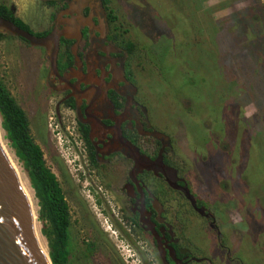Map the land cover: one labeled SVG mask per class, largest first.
I'll return each instance as SVG.
<instances>
[{
	"label": "rangeland",
	"instance_id": "rangeland-1",
	"mask_svg": "<svg viewBox=\"0 0 264 264\" xmlns=\"http://www.w3.org/2000/svg\"><path fill=\"white\" fill-rule=\"evenodd\" d=\"M259 1L264 4V0ZM0 2L13 7L15 15L33 32L50 27L52 9L43 5L44 0ZM253 2H108L119 16L122 29L128 32L126 38L137 45L129 68L135 77L137 96L149 109L156 126L171 136L175 153L185 161L189 187L215 214L226 236L221 249L202 222L191 220V234L204 253L211 254L207 257L213 264H264V30L259 28L264 20L262 8H253ZM247 9H251L250 17L258 26L255 34L237 17ZM77 10L73 5L64 12L76 13L64 30L68 26L79 28L84 21ZM232 18L241 24H235ZM69 29L67 33L73 35L74 30ZM47 67V56L41 47L13 35L0 41V78L31 120L37 116L38 123L33 121L30 134L59 181L69 206L70 264H146L135 247L143 243L130 241L128 226L109 184L105 185L92 172L85 178L79 175L78 165L82 172L87 171L84 159L81 161L71 145L67 149L62 146L67 145L68 138L61 131L54 132L58 125L51 104L50 129H43L44 99L49 96L43 82ZM54 98L57 96H51ZM61 116L70 129L68 137L79 145L71 112L63 110ZM211 132L226 139L229 148H216ZM0 138L20 180L26 183L24 187L31 195L36 214L37 199L2 129ZM55 139L61 145L54 144ZM56 158H61L60 169ZM211 208H218L217 212ZM41 228L37 219L40 245L48 252ZM144 260L156 264L150 254Z\"/></svg>",
	"mask_w": 264,
	"mask_h": 264
},
{
	"label": "flooded vegetation",
	"instance_id": "flooded-vegetation-1",
	"mask_svg": "<svg viewBox=\"0 0 264 264\" xmlns=\"http://www.w3.org/2000/svg\"><path fill=\"white\" fill-rule=\"evenodd\" d=\"M44 1L43 5L52 9V21L44 35L55 26L65 31L76 13L64 12L73 5L80 8L84 21L73 35L59 37L56 74L51 72L48 61L43 77L49 94L44 99L43 129H50L51 104L58 125L53 130L56 134L61 131L68 138L67 145L62 146L67 149L71 145L81 161L84 159L87 171L82 172L80 165L77 167L81 177L92 172L105 185L109 184L123 222L128 226L130 241L143 243L135 246L143 263L150 264L144 260L150 254L156 264H200L202 261L213 264L207 257L211 254L204 253L195 242L191 220L202 222L221 249L226 236L215 214L189 187L185 161L175 153L171 136L156 126L149 109L137 96L135 77L129 69L136 50L132 53L126 48L122 35L126 37L128 32L120 29L119 16L111 23L102 0ZM41 48L47 56V50ZM51 96L57 98L51 99ZM63 110L73 116V131L81 142L79 145L68 137L71 132L62 120ZM27 117L31 130L38 119L35 116L33 123ZM156 133L160 136H155ZM210 136L216 148H229L227 140L218 132H211ZM53 143L60 142L55 139ZM58 159L56 164L60 169L61 158ZM223 186L227 188L226 184ZM199 253L204 255L198 256Z\"/></svg>",
	"mask_w": 264,
	"mask_h": 264
},
{
	"label": "trees",
	"instance_id": "trees-1",
	"mask_svg": "<svg viewBox=\"0 0 264 264\" xmlns=\"http://www.w3.org/2000/svg\"><path fill=\"white\" fill-rule=\"evenodd\" d=\"M107 10V17L111 23H115L118 15L109 6V0H102ZM253 8L261 7L264 20V4L259 0H253ZM251 9L239 12L237 16L241 23L254 29V34L259 32L257 24L250 17ZM242 13L245 16H242ZM0 16L11 20L20 28L30 31L36 36H43L45 31L33 32L26 23L17 17L10 6L0 2ZM244 18V19H243ZM236 21V22H235ZM232 18V22L239 23ZM264 24V23H263ZM122 25V22H120ZM115 27L119 28L116 24ZM260 25V30H264ZM122 29V28H120ZM125 30V29H124ZM126 31V30H125ZM10 34L0 32V41ZM21 39V38H18ZM22 40V39H21ZM129 52L137 49L135 42L122 35ZM25 41V40H22ZM61 40V45L63 44ZM25 43H27L25 41ZM28 44V43H27ZM136 52V51H135ZM238 53V51H237ZM70 57V54H69ZM71 59V57H70ZM0 127L4 131V138L8 141L9 148L14 152L26 172L34 196L37 199L38 219L42 223L41 233L45 237L48 246V255L52 264H70L69 229L71 217L69 206L55 174L45 164V159L40 146L31 137L29 120L25 111L17 104L14 97L3 84L0 78Z\"/></svg>",
	"mask_w": 264,
	"mask_h": 264
},
{
	"label": "water",
	"instance_id": "water-1",
	"mask_svg": "<svg viewBox=\"0 0 264 264\" xmlns=\"http://www.w3.org/2000/svg\"><path fill=\"white\" fill-rule=\"evenodd\" d=\"M11 9L15 10L13 7ZM79 11L80 8L77 13ZM69 28L74 32L79 30L68 26L65 32L55 26L48 34L36 36L0 16V32L16 36L31 46L44 47L47 50V59L54 74H56L59 37L68 38ZM155 136H160V133H156ZM2 147L0 138V264H52L48 252L40 245L36 230L38 214H33L29 196Z\"/></svg>",
	"mask_w": 264,
	"mask_h": 264
},
{
	"label": "bare ground",
	"instance_id": "bare-ground-1",
	"mask_svg": "<svg viewBox=\"0 0 264 264\" xmlns=\"http://www.w3.org/2000/svg\"><path fill=\"white\" fill-rule=\"evenodd\" d=\"M0 135H1V129H0ZM2 143V142H1ZM2 145H3V147L2 148H4L5 149V152L7 153V156L9 157V160L11 161V164L13 165V167L15 168V170L17 171V168H16V166H15V164L13 163V161H12V159H11V157H10V154H9V152L6 150V148H5V146H4V144L2 143ZM16 161V160H15ZM17 174H18V176H19V173H18V171H17ZM21 176H19V178H20ZM22 182V181H21ZM24 183V182H23ZM22 183V185H23V187H24V185L26 186V183L25 184H23ZM24 189H25V191H26V193H27V195L29 196V193L27 192V189L24 187ZM31 196V195H30ZM30 196H29V199H30V201H31V198H30ZM31 203H32V201H31ZM35 205V204H34ZM34 205L32 204V206H33V214L34 215H36L35 214V212H34Z\"/></svg>",
	"mask_w": 264,
	"mask_h": 264
}]
</instances>
